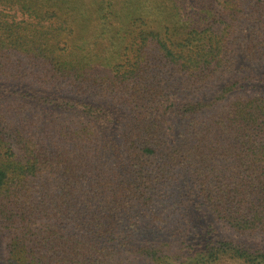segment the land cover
<instances>
[{"label":"trees","instance_id":"1","mask_svg":"<svg viewBox=\"0 0 264 264\" xmlns=\"http://www.w3.org/2000/svg\"><path fill=\"white\" fill-rule=\"evenodd\" d=\"M263 241L264 0H0V264Z\"/></svg>","mask_w":264,"mask_h":264},{"label":"rangeland","instance_id":"2","mask_svg":"<svg viewBox=\"0 0 264 264\" xmlns=\"http://www.w3.org/2000/svg\"><path fill=\"white\" fill-rule=\"evenodd\" d=\"M223 232H224L226 235H231L229 232H226V231H224V230H223ZM3 244H4V242H3ZM262 244L264 245V241L262 242Z\"/></svg>","mask_w":264,"mask_h":264}]
</instances>
